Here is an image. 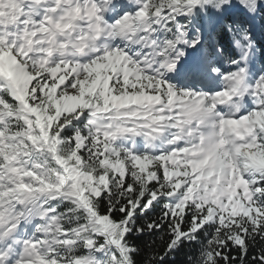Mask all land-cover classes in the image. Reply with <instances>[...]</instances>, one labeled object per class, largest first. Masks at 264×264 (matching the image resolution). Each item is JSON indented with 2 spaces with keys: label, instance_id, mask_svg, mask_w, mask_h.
Returning <instances> with one entry per match:
<instances>
[{
  "label": "snow or ice",
  "instance_id": "obj_1",
  "mask_svg": "<svg viewBox=\"0 0 264 264\" xmlns=\"http://www.w3.org/2000/svg\"><path fill=\"white\" fill-rule=\"evenodd\" d=\"M257 21L264 0H0V264H264Z\"/></svg>",
  "mask_w": 264,
  "mask_h": 264
},
{
  "label": "trees",
  "instance_id": "obj_2",
  "mask_svg": "<svg viewBox=\"0 0 264 264\" xmlns=\"http://www.w3.org/2000/svg\"><path fill=\"white\" fill-rule=\"evenodd\" d=\"M253 32L256 40L260 43L261 47H264V21H257L255 25L253 26ZM218 42L219 44L223 45L226 49L228 48L229 45V38L226 34H221L218 37ZM150 244L151 239L148 237H145V240L140 241V244L143 246L145 244ZM159 244V240L157 238V245ZM189 249H185V253L189 252ZM185 259V256H180L177 257V260H183Z\"/></svg>",
  "mask_w": 264,
  "mask_h": 264
}]
</instances>
